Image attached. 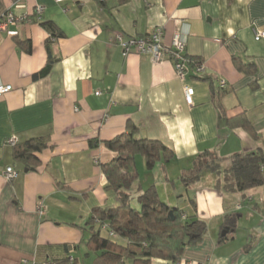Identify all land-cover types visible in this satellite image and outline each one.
<instances>
[{
  "label": "crops",
  "instance_id": "1",
  "mask_svg": "<svg viewBox=\"0 0 264 264\" xmlns=\"http://www.w3.org/2000/svg\"><path fill=\"white\" fill-rule=\"evenodd\" d=\"M7 12L34 22L0 29V81L12 87L0 97V264H94L92 210L120 206L105 190L100 165L115 154L103 143L130 126L135 138L173 153L151 170L136 157L133 195L153 187L160 201L208 228L181 261L150 264H264V186L226 194L209 172L187 188L179 180L204 151L222 158V169L235 154L264 151V38L254 35L264 30V0H0V21ZM157 27L165 47L176 32L186 34L184 53L202 62L204 73L190 70L181 81L168 60L122 57L117 34L141 37ZM47 46L52 63L40 75ZM236 58L253 63L254 72L238 71ZM184 86L193 89L191 106ZM241 114L257 140L227 124ZM11 137L15 148L5 145ZM34 139L46 147L35 154L38 164L26 168L14 155ZM7 167L18 172L13 181L2 176ZM233 212L236 228L219 242L224 216Z\"/></svg>",
  "mask_w": 264,
  "mask_h": 264
},
{
  "label": "trees",
  "instance_id": "2",
  "mask_svg": "<svg viewBox=\"0 0 264 264\" xmlns=\"http://www.w3.org/2000/svg\"><path fill=\"white\" fill-rule=\"evenodd\" d=\"M44 27L52 32L51 37L56 36L49 24ZM50 39H48V45ZM46 49L48 64L40 75H45L52 63L49 46ZM189 59L192 62H198L194 58ZM234 65L243 73H252L255 68L253 63L242 62L237 58L234 59ZM36 77L37 75L34 76ZM222 94L223 92H216L217 97H221ZM226 122L231 127H241L252 139L257 140V133L244 114L228 119ZM136 132L137 129L130 126L128 134L123 133L103 143L115 154L111 161L100 165L101 173L106 181L105 190L116 194L120 206L99 207L92 210L88 222L91 230L88 244L96 255L94 264H150L152 259L179 262L185 248L199 243L208 230L206 222L195 216H186L179 208L170 207L160 201L153 187L135 196L130 191L138 178L136 157L140 156L144 159L148 170L159 162L167 164L173 158L171 150L163 144L147 139H137L134 137ZM90 145L98 144L90 143ZM45 147L41 139L30 140L24 144L21 151H16L15 159L29 168L27 165L29 162L38 164L35 154ZM222 161L224 160L215 152L199 153L193 159L191 167L181 172L179 180L187 188L199 182L202 175L209 172L216 178L214 188L226 194H242L264 186V151L262 149L233 155L229 159L230 165L227 169L221 168ZM133 202L137 204L134 208L131 207ZM238 215L236 212L225 215L222 228L233 231L236 228ZM102 226H105L104 230L101 229ZM226 239V236L220 237L219 242ZM67 260L58 261L55 264H65Z\"/></svg>",
  "mask_w": 264,
  "mask_h": 264
},
{
  "label": "built area",
  "instance_id": "3",
  "mask_svg": "<svg viewBox=\"0 0 264 264\" xmlns=\"http://www.w3.org/2000/svg\"><path fill=\"white\" fill-rule=\"evenodd\" d=\"M43 12V8L38 7L35 10L34 17L36 21L40 20V16ZM34 22V20L27 18L26 16H14L12 13L7 12L0 21V29H4L9 25H17L21 22ZM162 29L160 27L155 28L152 32L145 36L136 37L132 36L128 39H124L121 34L115 36V42L120 47L121 55L123 58L127 57L131 53H135L139 56H148L153 63H159L165 60H168L174 69L176 77L183 81L186 74L191 70L196 76H199L204 73L205 66L202 62H192L185 55V46H186V34L181 32H176L172 38L171 44L168 47L163 46L162 44ZM255 40L258 41L261 38H264V30L255 31ZM219 86L224 88L226 86L225 81L220 80ZM12 91V87L9 85H4L0 81V97ZM193 89L184 86L183 94L184 100L188 106H191L193 103ZM17 140L15 137H11L6 140L5 145L8 147H15ZM2 176L7 181H13L17 178L18 172L12 167H7L2 171ZM44 207L39 208V214H44ZM102 230L105 229V226L101 227ZM112 236V233H110Z\"/></svg>",
  "mask_w": 264,
  "mask_h": 264
},
{
  "label": "water",
  "instance_id": "4",
  "mask_svg": "<svg viewBox=\"0 0 264 264\" xmlns=\"http://www.w3.org/2000/svg\"><path fill=\"white\" fill-rule=\"evenodd\" d=\"M230 232H232V231H230L229 229H224V230L222 231V233H221V237H225V236L228 235Z\"/></svg>",
  "mask_w": 264,
  "mask_h": 264
},
{
  "label": "rangeland",
  "instance_id": "5",
  "mask_svg": "<svg viewBox=\"0 0 264 264\" xmlns=\"http://www.w3.org/2000/svg\"><path fill=\"white\" fill-rule=\"evenodd\" d=\"M138 157H139V156H138ZM138 157H137V158H138ZM134 206H137L136 202L131 203V207L134 208ZM102 235H105V234L102 233Z\"/></svg>",
  "mask_w": 264,
  "mask_h": 264
}]
</instances>
